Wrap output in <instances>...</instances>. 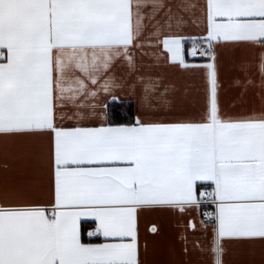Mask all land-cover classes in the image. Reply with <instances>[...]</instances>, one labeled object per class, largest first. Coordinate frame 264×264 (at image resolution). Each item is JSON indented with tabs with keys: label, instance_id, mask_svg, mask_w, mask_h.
Masks as SVG:
<instances>
[{
	"label": "snow or ice",
	"instance_id": "1",
	"mask_svg": "<svg viewBox=\"0 0 264 264\" xmlns=\"http://www.w3.org/2000/svg\"><path fill=\"white\" fill-rule=\"evenodd\" d=\"M193 10L202 35L184 36ZM161 45L204 74L199 112L145 72ZM226 45L244 52L238 111L221 101ZM0 158V264H147L141 213L203 201L209 264H227L229 244L264 252V0H0Z\"/></svg>",
	"mask_w": 264,
	"mask_h": 264
},
{
	"label": "crops",
	"instance_id": "2",
	"mask_svg": "<svg viewBox=\"0 0 264 264\" xmlns=\"http://www.w3.org/2000/svg\"><path fill=\"white\" fill-rule=\"evenodd\" d=\"M203 0H191L193 4L202 3ZM194 14L190 16V22L181 33L184 36L202 35L197 20L198 11L193 10ZM184 55L189 63H204L203 60L193 58L188 55L192 48V41L184 42ZM149 54L143 57L145 72H151L153 75L160 74L166 78V82L175 83L181 89L187 88L188 95L183 106V111L187 114H195L200 110V104L203 102L205 95L206 80L202 72H182L178 67L173 66V62L167 61V51L162 45L159 49H146ZM244 55L242 49H237L232 45H226L220 49V82L221 101L225 109L238 111L243 104L238 105L236 109H232L234 100L238 99L240 89L234 84L233 65ZM159 57V59H157ZM135 104V101H133ZM136 112V104H135ZM4 161L0 158V173H2ZM203 187V186H202ZM47 199L46 196L41 197ZM192 220L197 224L194 230L188 226V222ZM202 220V206L199 209L195 207L189 208L184 213H179L170 208H155L145 210L141 213L139 220V243L141 252H144V246L147 245V254L143 258L147 260V264H209V255L201 253L196 247V241L200 240L207 244L211 239V222H205L208 225L207 239L204 230L200 227ZM158 228V234L151 231L152 225ZM87 236L85 232L84 237ZM187 238V244L184 238ZM87 238V237H86ZM86 243H101L103 238H91L84 240ZM188 247L187 256L183 249ZM227 254L224 259L227 264H261L264 261V252L261 251L259 245L254 249L246 248L237 244H229L227 246Z\"/></svg>",
	"mask_w": 264,
	"mask_h": 264
},
{
	"label": "trees",
	"instance_id": "3",
	"mask_svg": "<svg viewBox=\"0 0 264 264\" xmlns=\"http://www.w3.org/2000/svg\"><path fill=\"white\" fill-rule=\"evenodd\" d=\"M127 103L129 102H126L125 106H119V102H117V106H118V110L120 107H123V110L120 111V115L125 117V119L127 118L128 115H131V116H134L135 115V104L133 101H130L131 103V111L129 112L128 111V108H127ZM84 240H88L86 237H84Z\"/></svg>",
	"mask_w": 264,
	"mask_h": 264
},
{
	"label": "built area",
	"instance_id": "4",
	"mask_svg": "<svg viewBox=\"0 0 264 264\" xmlns=\"http://www.w3.org/2000/svg\"><path fill=\"white\" fill-rule=\"evenodd\" d=\"M201 206H202V220H204L205 222H210L204 216V213L212 211L214 209V205L210 201H203L201 203ZM86 237H87L88 240H90V238H88V236H86Z\"/></svg>",
	"mask_w": 264,
	"mask_h": 264
}]
</instances>
